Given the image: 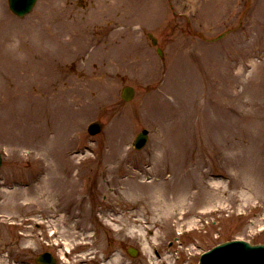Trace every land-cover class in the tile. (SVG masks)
Returning <instances> with one entry per match:
<instances>
[{
    "label": "rangeland",
    "instance_id": "rangeland-1",
    "mask_svg": "<svg viewBox=\"0 0 264 264\" xmlns=\"http://www.w3.org/2000/svg\"><path fill=\"white\" fill-rule=\"evenodd\" d=\"M105 1L106 0H101L100 2L102 7L104 6L107 8L109 4L107 5ZM155 1L157 2V0ZM62 2L63 0H58L57 3L60 5ZM137 2L141 3L140 0H124V8L129 9V7L132 6V3L134 4ZM252 3V10L248 15L249 17L245 22L243 30L238 33H232L231 36L228 37L229 44L232 43L235 48L242 51V53L239 54V57L245 55L246 66H248L247 60H250L253 54L256 56L259 52V55L264 57V0H252ZM5 5L6 0H0V147L4 151V158H2L3 166L2 169H0V264H12L11 256L17 258L28 255L32 258L38 251L36 245L40 244V240H33L35 242L24 240L19 236L20 230L11 229V221H19L20 218H24L25 214L34 215L37 213L38 209H40L43 215H49L56 220L54 215L60 209L57 205V196L63 194L65 188L78 185L76 176L67 179L69 173L65 174L66 172L64 170L70 171L73 169L71 164L79 158H70V162L65 163L61 161V159H58V157H54L65 149L62 144H65L68 146L66 148L70 149L69 147L72 146L71 143H73L74 138L72 132L76 131L77 133H80L84 128L86 121L100 119L107 123L108 127L104 130V136L100 141L101 145L99 142L96 143L99 150L103 151L105 148L108 149L109 145L113 151L116 148H119L117 150H122L127 147V142H124V145H122L123 143L120 141H123V139L124 141L125 139L129 140L134 132V128L131 129V124L129 123L132 118V113L125 112L127 108L123 105L120 109H117L119 104H116L114 108L113 104L106 105L104 102H106V98L109 97H106L104 90L111 88H115V90L118 89L119 82L114 77L116 72L121 71L118 74L126 77V69L132 68L136 71V65L130 63L133 61V58L132 60L131 58H124L125 60L119 58L118 60H111L108 63L105 61L94 63L92 60L89 62L90 64L80 63L79 61L77 62L75 59H72L74 56L70 53L61 55L55 50L52 44L55 42L53 36H51L52 38L47 37L45 40V44L49 50L46 49L47 51H45V54L43 55H46V57L48 56L49 60L51 58V61L52 58L59 60L64 67H57L51 61L50 63H47L44 61L47 58H43L44 60L41 59L40 52L35 51L38 49L36 43H33L34 45H32V47L37 49H34L31 54L32 56H30L29 52H27L29 50H26L25 45H23V39L19 42L18 35L16 34L23 30L22 22L20 20H12L13 17L8 13L6 8L7 5L4 7ZM154 7V5H151L149 8L153 11L155 9ZM96 9L97 8L91 6L89 13H95L94 11H96ZM47 10L50 11V8ZM54 10L55 9L52 11ZM178 10L179 9L176 8V11ZM182 10L183 8L180 7V11ZM132 13L133 12L131 11H127L126 15L131 14L133 16ZM220 18L222 19V17ZM220 18H218V20ZM218 20L202 22L204 25L207 24V26L208 23L211 22L214 26L211 30H215L217 27L216 22H218ZM50 24L53 23L50 22ZM164 25L162 27H164ZM230 25L231 23L227 27H230ZM227 27H222V29ZM74 28L75 27H72L71 29L75 30ZM173 28H175V21H171L166 28H163V31L169 33L167 39L162 41V45L165 47L166 51H171L170 57L172 56V58H168L169 64H171L176 56H180L177 53L178 48L176 46L174 47V51V48H172V46L169 47L168 45L172 39L171 36L173 37L175 35L173 34L174 31H172ZM156 29L155 34H158L159 28L157 27ZM38 35L39 34L36 32L35 36ZM85 35V39H87L88 32L85 33ZM158 36L161 37V34L159 33ZM246 37L253 38L250 42L243 41ZM138 39L139 38H137V40ZM74 41H76L77 46L78 44L80 45L78 50H76V53H78L82 50L81 46L83 44L85 45V40L83 39L81 32L78 33ZM141 46H143V42L141 43ZM42 52H44V50L41 51V53ZM172 52L176 53L173 54ZM224 54L228 56L226 52ZM184 56L187 55L184 54ZM25 57H27L28 65H25L27 63ZM156 58V53L150 50L149 52H146L145 59H143L144 61H140L138 65V70L140 68L143 69L145 75L151 74L150 79L155 76L156 65H154V61L157 60ZM40 60L42 62H40ZM29 61L31 62V65L29 64ZM224 61L227 62V57H224ZM256 62L258 63L251 71L244 69L242 75L236 72L234 68H231L230 70L229 66L224 65L220 72L221 77L218 84H216V79L208 80L209 86L212 88L214 87L213 89L218 90V88H220L222 99L224 102H227L228 107L235 109L229 110L230 108H228L230 128L225 132L221 131L218 134L214 132L210 133L211 142L205 139L199 141L196 140L195 142L189 141L181 143V145L179 143L176 145V142L170 144H158L164 140L169 131L171 134L175 131L174 128H170L174 120H171V117L163 119V127L154 125L151 129L153 136L149 147L153 148L149 150L152 152L150 156L163 155V161L171 160L176 162L177 159L178 161H182L183 153H190L187 157L188 162L186 163V167H188L192 161V164L195 165L190 166V168L197 170V173L194 171H188L187 181H190L191 185L196 187L198 182L196 178L200 176V171H203L202 178L204 183L206 187L212 188L213 191L206 189L207 191L205 190L203 192V190H201L204 194L198 196V198H196L192 191H189L186 201H188L187 203H189L188 205L190 206L181 205L182 201H177V197L172 196L171 194L175 193L173 185L174 182H177L178 180L177 175L176 177L173 176L172 179L167 181V183L152 181V183H149L150 185L147 186L146 183L148 182L145 183L143 181L142 175L134 174L137 178L136 183L144 186V188H139V191L144 193L143 199H141L142 197L140 198L142 201L146 200L145 202H147V199H151L155 202L158 199L157 194L162 193L163 195H166L164 200L166 205L164 206V209L167 207H170L171 209L172 206L180 205L177 213L171 215L173 216L172 218L177 219L178 223L180 222L179 227H189V225L196 224L197 222H195L193 214L198 215L196 212L199 210L202 211L209 207H218L219 205H222L223 215L221 216L224 222L221 223L220 226L216 225L218 227L213 230L211 229L207 232L202 231L199 234L192 236V239L197 241L201 240L202 243L207 246L212 243H217L218 240H216V237L220 234L219 229L224 230L222 236L226 239L242 236L251 243H264V233L259 234L260 227L264 224L263 209L260 210V212L250 215V217L236 218L237 213L240 211L248 212V206L252 202H261L262 207L264 208V176H259L260 174H257L255 170L256 168L257 171L264 174V58H258ZM94 65L97 66L95 69ZM169 72L170 69L168 70L167 75L162 79V85H165L168 82L165 78L169 77ZM91 73L94 74L91 75ZM193 76L197 82L193 81L192 85L198 87L202 86L206 90H209L206 85L205 77L201 78L196 76L195 71ZM30 77L33 78V82ZM131 81L137 86L138 91L140 90L137 93L136 98V101H138L141 93L144 92V82L138 81L139 83H137V81ZM172 83L169 81L166 87L170 89ZM175 89L182 90L178 87ZM91 93L93 94L90 96ZM239 93V102L236 104L233 100L234 98L237 99L235 94ZM214 95L215 94L209 96L206 95L205 97L212 98L210 101L214 104ZM74 96L78 99L83 97L85 102L88 101L89 106L85 107L86 112L89 114L88 117L82 113L76 112L75 109L72 108V101L75 99L72 98ZM89 96L90 98H94L93 96H95L96 99L90 101ZM49 99L52 103L55 101L57 105H59L55 107V109L51 106L47 107V109L38 107L45 106L46 108L45 101ZM96 100L98 101V104L96 103ZM37 103H39L38 106ZM136 103L137 102L132 103L131 107H135ZM111 106L112 108H110ZM35 107L37 108L35 109ZM208 111L211 114L213 122L220 121L221 118L219 119L216 118L215 115H212L210 108H208ZM32 112H38V114H35L34 116ZM46 112L48 114H46ZM9 114H16L13 117L16 118L13 125L12 122L5 123V121L10 119L8 117ZM3 115H7L6 119L3 118ZM23 117L25 119L32 117L34 120L32 122L38 121L35 127H37L36 130L40 133H38V136L36 137L33 136L34 138L32 140L34 142L30 137L33 133V129L30 130L24 126L29 122ZM32 118H30V121ZM123 118L126 119L124 126L121 125ZM127 123L129 124L126 127ZM238 127H241V132ZM13 128L17 129V131L13 132ZM164 128H166L167 134L165 133ZM51 131L52 134L48 135ZM16 132H19L20 134H17ZM113 133L119 135L121 133L123 134L118 137H113L112 139L111 134ZM173 140H175L174 137ZM115 144L116 146H114ZM210 149L211 152L209 153L208 150ZM27 158L30 160L29 167L31 168L25 166V159ZM34 158L42 159L37 162ZM131 163L135 164L133 161ZM207 163L210 171L215 168L225 176L230 174L231 178L234 179V182L232 184L229 183L228 185L226 180L212 181V179L208 178V175L202 168L205 167ZM157 165L162 166L165 165V163L157 162ZM36 168L38 170H43L44 168L48 173V175L44 177L45 179L40 182L41 186L39 187V190H41L38 194L44 199V202L41 200L37 207H33V204L30 203L23 205V202H28V199L22 197L27 195L33 197L34 194L36 195L37 190L28 188L21 192L15 190L11 193L6 190V186L7 184L12 183H10V181H12L13 178L32 180L30 177L36 171ZM58 171H63V173H65L64 175H60ZM148 171L150 170L148 169ZM124 183L126 182L124 181ZM171 185L172 187H170ZM159 186H162V188L157 190ZM153 192L154 195H152ZM179 192H181V190ZM21 200H23L22 203L19 202ZM160 201L161 200H159V203H162ZM171 201L173 202L172 204L169 203ZM144 205L145 209L143 210V213L147 211L149 216L147 218L146 215H144L143 219H149V221L155 222L157 225H159L157 222L159 216H163L167 219L164 213H172L170 209H168L167 211H161L162 213L160 214L157 213L148 203H144ZM223 205H225L224 208ZM186 209H190L188 219L186 221L178 220L179 216L182 215V211H185ZM232 211L234 213H231ZM203 216L205 215H202V219H204ZM169 219L171 218H168L162 225L167 226V228L171 227ZM173 232L175 233L173 230H169L168 232L159 231L158 235L154 234L152 236L144 233V235H142L145 238V246L143 247V250L146 255L149 257L151 256L154 259L152 249L164 246V244L160 242V239L162 238L161 236L164 234H172ZM130 237V241H132L133 236ZM220 241L221 240H219V242ZM199 244L200 241L198 245ZM26 245H30L33 250L36 251L25 250L24 248ZM190 248H192V246ZM192 251L195 252V259L187 256V258L190 257V259L181 263L168 262V264H196V257L200 251L197 246H195V248L193 246Z\"/></svg>",
    "mask_w": 264,
    "mask_h": 264
},
{
    "label": "water",
    "instance_id": "water-1",
    "mask_svg": "<svg viewBox=\"0 0 264 264\" xmlns=\"http://www.w3.org/2000/svg\"><path fill=\"white\" fill-rule=\"evenodd\" d=\"M201 264H264V248L224 244L201 258Z\"/></svg>",
    "mask_w": 264,
    "mask_h": 264
}]
</instances>
